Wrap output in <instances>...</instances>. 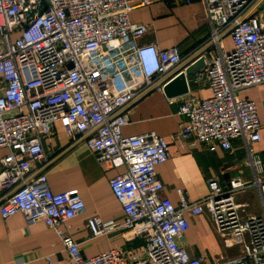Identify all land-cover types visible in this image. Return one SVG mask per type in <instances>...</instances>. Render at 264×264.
<instances>
[{"label": "built area", "instance_id": "1", "mask_svg": "<svg viewBox=\"0 0 264 264\" xmlns=\"http://www.w3.org/2000/svg\"><path fill=\"white\" fill-rule=\"evenodd\" d=\"M161 1L167 0L139 5ZM200 1L209 37L185 59L176 47L159 50L158 70L146 76L139 53L155 45L137 44L146 27L129 21L135 0H0V150H7L0 156L1 219L20 214L29 225L54 230L69 264H202L180 242L189 218L206 213L224 244L238 249V257L223 264H264V151L255 148L262 129L255 103L239 95L264 85L262 0ZM225 36L231 52L218 48ZM210 47L218 54L206 61L201 52ZM201 58L205 68L194 75L206 76L210 96L180 103L177 114L184 124L176 137L229 154L240 142L251 178L231 179L227 190L209 180V193L198 202L177 190L175 206L162 195L156 173L169 160V143L156 132L126 137L121 130L129 107L164 90L173 70ZM56 124L73 142H83L100 164L124 169L108 180L122 222L86 221L90 239L122 232V248L86 258L57 230L84 214L85 205L75 192L54 194L47 184L44 140L54 136ZM255 189L262 213L254 215L237 195ZM135 242L140 246H129Z\"/></svg>", "mask_w": 264, "mask_h": 264}, {"label": "crops", "instance_id": "2", "mask_svg": "<svg viewBox=\"0 0 264 264\" xmlns=\"http://www.w3.org/2000/svg\"><path fill=\"white\" fill-rule=\"evenodd\" d=\"M139 3L140 0H135L128 15L130 23L146 27L145 34L137 40L139 46L154 44L161 51L176 47L185 59L187 55L198 51L210 35L207 15L200 0H193L190 4L167 0L150 6H140ZM258 13L264 21V0L259 4ZM218 48L222 52H231L233 47L230 37H223ZM201 53L209 61L218 51L210 47ZM185 67L176 70L169 79L175 78L180 72L184 74ZM185 79L186 95L167 98L164 90H154L125 111L126 124L121 130L126 137L156 132L169 143V160L158 165L156 173L164 185L162 195L175 206L179 201L177 190L187 192L192 202H198L209 193V180L217 181L227 190L231 179L251 178L250 171V176H246L243 170L246 168L243 163L245 150L240 142L234 144V154H229L221 148L210 152L205 144L199 145L176 137L184 124V118L177 114L180 103L187 98L202 100L210 96L205 75L200 78L192 75ZM261 90H264V85L239 93L240 97L253 101L256 106L262 129L261 142L256 145V150L257 147L262 149L260 144L264 141V117L259 113L264 110L259 96ZM53 135L44 140L48 160L43 171L49 189L54 194L73 191L85 205L84 214L59 226L57 230L69 235L86 258L113 248H122L126 244L122 232L115 231L106 238L90 239L86 221L90 217H99L104 225L122 222V211L111 193L108 180L124 169L100 164L83 142H73L59 124L54 126ZM5 154L7 150H0L1 157ZM261 213L260 209L258 214ZM180 245L189 256L201 258L202 264H223L237 258L239 253L237 247L224 244L206 213L189 218V228ZM0 264H69V259L59 234L43 223L29 225L17 214L6 220L0 217Z\"/></svg>", "mask_w": 264, "mask_h": 264}, {"label": "water", "instance_id": "3", "mask_svg": "<svg viewBox=\"0 0 264 264\" xmlns=\"http://www.w3.org/2000/svg\"><path fill=\"white\" fill-rule=\"evenodd\" d=\"M43 1V0H42ZM203 59H200L193 63L192 65L185 68L184 74H180L172 79L169 84L164 88V94L167 98L172 97H180L184 96L187 93V84L185 82V77H190L194 75L196 72L202 70L204 67ZM176 71L173 70L172 74Z\"/></svg>", "mask_w": 264, "mask_h": 264}, {"label": "rangeland", "instance_id": "4", "mask_svg": "<svg viewBox=\"0 0 264 264\" xmlns=\"http://www.w3.org/2000/svg\"><path fill=\"white\" fill-rule=\"evenodd\" d=\"M259 96L261 100V108L263 109L264 108V90H261L259 92ZM259 113L261 114V116L264 117V110L262 112L259 111ZM262 134L264 133L262 132ZM260 145L262 146V149H259L257 147L258 151L259 150L264 151V147H263L264 141ZM243 170L246 171V176L248 175L250 176L249 170L247 168H244ZM237 196H238V202L242 204V206L244 207L247 213L254 214V215L256 212L257 214L260 213V209H261L260 199H259V196L257 195L256 189L251 190V191L241 192ZM140 244L141 242H135V243L130 244L129 246L131 247L133 245L134 247H138L140 246Z\"/></svg>", "mask_w": 264, "mask_h": 264}, {"label": "clouds", "instance_id": "5", "mask_svg": "<svg viewBox=\"0 0 264 264\" xmlns=\"http://www.w3.org/2000/svg\"><path fill=\"white\" fill-rule=\"evenodd\" d=\"M158 54L159 49L156 46L146 48V50L139 53V66L146 76H151L158 70Z\"/></svg>", "mask_w": 264, "mask_h": 264}]
</instances>
